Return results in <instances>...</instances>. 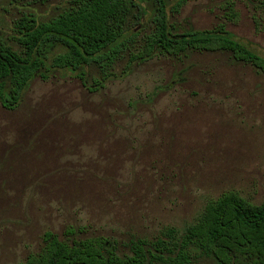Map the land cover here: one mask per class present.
Segmentation results:
<instances>
[{
  "label": "rangeland",
  "instance_id": "374dc122",
  "mask_svg": "<svg viewBox=\"0 0 264 264\" xmlns=\"http://www.w3.org/2000/svg\"><path fill=\"white\" fill-rule=\"evenodd\" d=\"M72 1L0 0V38L19 49L23 13L44 21ZM165 1L174 31L222 23L264 56V0H233L235 22L223 15L225 0H184L177 9ZM141 5L124 36L137 34L112 63H89L85 79L51 66L14 109L0 103V264L38 252L45 231L102 236L129 254L133 241L167 228L180 237L223 192L264 202V72L228 51L131 61L155 27L153 0ZM195 252L192 264H217Z\"/></svg>",
  "mask_w": 264,
  "mask_h": 264
},
{
  "label": "trees",
  "instance_id": "16d2710c",
  "mask_svg": "<svg viewBox=\"0 0 264 264\" xmlns=\"http://www.w3.org/2000/svg\"><path fill=\"white\" fill-rule=\"evenodd\" d=\"M143 1L73 0L70 7L44 21L23 13L14 26L19 49L0 38L1 105L14 109L34 75L48 72L51 66L78 70L85 79L84 68L89 63L103 67L112 63L124 42L137 34L132 31L131 37L124 36L129 19L144 13ZM183 1L177 0L175 9ZM153 3L154 30L131 53V61L141 62L156 53L179 56L192 50L228 51L234 60L264 72V56L235 39L224 24L176 32L167 20L166 1ZM222 7L228 21L238 20L233 0H225ZM58 45L64 51L51 57ZM96 84L102 85L101 80ZM197 250L212 256L217 264H264V202L252 203L233 190L223 192L207 201L200 217L180 237L175 238L167 228L153 241H133L129 254H119L116 244L102 236L59 238L45 231L39 251L17 264H192Z\"/></svg>",
  "mask_w": 264,
  "mask_h": 264
}]
</instances>
